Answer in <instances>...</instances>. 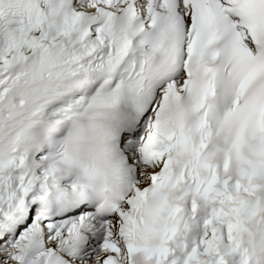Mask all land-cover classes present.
I'll use <instances>...</instances> for the list:
<instances>
[{
  "label": "snow or ice",
  "instance_id": "1",
  "mask_svg": "<svg viewBox=\"0 0 264 264\" xmlns=\"http://www.w3.org/2000/svg\"><path fill=\"white\" fill-rule=\"evenodd\" d=\"M0 264H264V0H0Z\"/></svg>",
  "mask_w": 264,
  "mask_h": 264
}]
</instances>
